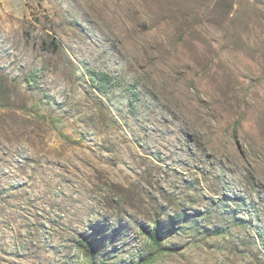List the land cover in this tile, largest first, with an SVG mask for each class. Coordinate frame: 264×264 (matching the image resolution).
<instances>
[{"label":"rangeland","instance_id":"1","mask_svg":"<svg viewBox=\"0 0 264 264\" xmlns=\"http://www.w3.org/2000/svg\"><path fill=\"white\" fill-rule=\"evenodd\" d=\"M217 1L0 0V264H132L155 220L154 264H264V5Z\"/></svg>","mask_w":264,"mask_h":264},{"label":"trees","instance_id":"2","mask_svg":"<svg viewBox=\"0 0 264 264\" xmlns=\"http://www.w3.org/2000/svg\"><path fill=\"white\" fill-rule=\"evenodd\" d=\"M210 1L213 0H202V2L206 3L207 6H209ZM260 4L264 5V0H258ZM223 5L224 14L228 17L229 20L233 21L235 15L239 12V4L236 2V0H218L214 7L212 13L218 14V16L221 15V8L220 5ZM223 14V15H224ZM91 80L93 82V86L98 92H104L109 85L113 82V77L107 73L104 72H98V71H92L90 73ZM38 105H36L37 107ZM41 118L48 123L54 124L56 123V120L52 117L48 116H41ZM9 190L5 189L3 187H0V210H7V207L5 206L6 201H9V198L7 193ZM7 205V204H6ZM3 218H0V226L6 229H12V225L10 224V221L13 219L10 218L8 224L3 223ZM15 221V219H14ZM15 223V222H14ZM29 230V233H32L31 230H35L39 232L38 226L33 225L32 228L29 226L27 227ZM145 238L147 240V245L149 247V251L147 253H140L137 255V258L133 259L132 264H154L157 262L159 257L163 254L165 248L163 246V234L161 229V222L159 220H155L153 222V227L150 231H144ZM262 243L264 245V237L262 236ZM28 240L26 237L25 240L20 241L17 240L16 243L18 244V248L24 247V243ZM15 242V241H14ZM6 245V244H5ZM94 243L91 240L83 239L81 241H78L77 248H78V254L76 255L75 259L78 263L81 264H106V261L104 259H98L97 253L94 251ZM76 262L75 260H73Z\"/></svg>","mask_w":264,"mask_h":264}]
</instances>
